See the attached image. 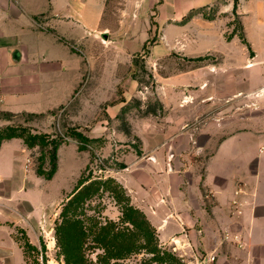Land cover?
<instances>
[{
    "label": "rangeland",
    "instance_id": "obj_1",
    "mask_svg": "<svg viewBox=\"0 0 264 264\" xmlns=\"http://www.w3.org/2000/svg\"><path fill=\"white\" fill-rule=\"evenodd\" d=\"M123 5L124 0H108L105 19L111 28L106 33L110 39V56L113 59L114 52L119 49L125 61L119 65L118 78L113 75L105 78L109 91L104 93L106 102L97 109L104 116L108 105L127 100L114 118H108L110 133L120 132L121 138L113 135L110 141L90 139L83 134V127L73 125L74 121L69 118L71 112H79L78 108L101 95L86 92V87L95 84L100 77L84 75L71 98L46 113L12 114L0 110V134L7 132L8 127H25L32 133H45L60 142L56 149L58 170L46 179L37 169L50 170L51 145L28 147L19 137L2 140L5 145L0 150V220L1 213L11 216L4 223L15 231L26 264H67L63 254L65 233L56 232V229L61 222L63 224L60 212L81 176L87 178L85 183L110 179L114 184H100L82 201L73 216H67L82 220L87 230L103 225H110L114 232L133 229L123 220L122 207L129 204L142 211L137 207L141 202L137 203L116 179L119 177L117 171L140 154L141 141L131 132L133 123L137 127L139 124L149 127L151 123L164 126L169 122H185L193 139L187 155L181 156V167L189 168L195 163L198 173L203 172L208 153L229 129L246 126L264 135V0H238L235 9L232 1L221 0L191 8L183 14L168 12L165 19H157L154 5L146 13H131L132 28L125 21L127 26L118 29L119 19L127 20L130 15L121 14ZM187 37L191 40L189 44L185 43ZM98 38L100 42L106 39L101 34ZM123 38L125 45H119L116 39ZM169 39L171 43H167ZM77 49L84 53L83 48ZM170 81L173 84L168 83ZM169 85L183 91L185 96L178 99L170 90L171 101H180V105L165 109L157 93ZM184 101L193 106L190 119L180 114ZM73 130L88 138L85 149L79 148L81 141L70 133ZM203 132L208 136L213 134L204 149ZM62 144L65 146L59 151ZM74 147L79 151L77 155L72 150ZM259 148L264 149V144ZM129 152L133 153L132 157ZM130 168L127 175L131 171L135 175L138 173L135 164ZM111 186L121 188L122 200H117ZM146 218L161 250L174 255L181 264H203L207 253L189 244L184 230L164 238V233ZM21 224L23 228L19 227ZM161 233L163 239H160ZM93 237V232L85 237L82 255L87 264H103L100 260L104 248ZM134 240L142 243L140 238ZM152 255L145 249L133 250L123 257L109 258L106 264H173L158 262Z\"/></svg>",
    "mask_w": 264,
    "mask_h": 264
},
{
    "label": "crops",
    "instance_id": "obj_2",
    "mask_svg": "<svg viewBox=\"0 0 264 264\" xmlns=\"http://www.w3.org/2000/svg\"><path fill=\"white\" fill-rule=\"evenodd\" d=\"M217 1L221 0H124L121 14L130 15L127 20L119 19L117 28L127 26L125 21L132 28L131 13H146L150 6H156L157 19H165L168 12L183 14ZM107 4L108 0H0V110L46 113L65 104L84 75L100 77L86 92L101 95L78 108L79 112H71L69 118L73 125L83 127V134L90 139L121 138L120 132L110 133L108 118H114L127 100L108 105L104 116L97 110L109 91L105 78H118L119 65L125 61L119 49L113 59L110 56ZM99 34L106 38L104 42ZM116 40L125 45L124 38ZM189 40L187 37L185 43ZM170 90L178 99L185 96L172 85L164 86L157 94L165 109L180 105V101H171ZM184 102L180 114L190 119L193 106ZM142 126H131L141 141L140 154L117 171L116 179L142 203L137 207L164 238L184 230L189 244L215 255L213 264H264V149L259 148L264 135L246 126L229 129L208 153L203 172L198 173L195 163L181 167V156L187 155L193 139L185 122ZM205 133L203 149L213 138ZM73 149L77 155L79 151ZM132 164L138 173L127 175ZM58 167L57 163L56 172ZM1 216L0 264H26L15 231L4 223L11 216ZM19 227L23 228L22 224Z\"/></svg>",
    "mask_w": 264,
    "mask_h": 264
},
{
    "label": "trees",
    "instance_id": "obj_3",
    "mask_svg": "<svg viewBox=\"0 0 264 264\" xmlns=\"http://www.w3.org/2000/svg\"><path fill=\"white\" fill-rule=\"evenodd\" d=\"M237 1L238 0H233L234 9L237 5ZM7 129V132L0 134V143L3 139L19 137L28 147H33L35 145L45 147L48 144L51 145L50 170L45 172L42 168L37 169L38 174H42L46 179H50L56 170V149L60 142L53 138L50 139L45 133H32L25 127H8ZM70 133L74 138L81 141L79 148L85 149L86 144L84 143L88 138L77 130H73ZM86 181L87 178H84L83 176L79 178L78 183L71 194V197L66 201L60 212V214L63 216V224L61 222L59 228L56 229V232L61 230L65 233L63 254L65 255L67 264H87L81 250L85 237L89 232L94 233L93 239L96 241V243L102 245L104 248V255L101 256L100 260L103 264L108 263L109 258L123 257L133 250L140 249H145L152 253L153 258L158 262L181 264L174 255L159 248L154 229L150 225L144 213L137 208L130 206L129 204L122 207L123 220L129 222L133 227L132 230L128 231L123 230L114 232L110 225L99 226L96 230H91V228L87 230L83 225L82 220L67 216L68 214L73 216V213H75L82 201L92 195L93 192H95L98 187H100V184L103 186H105L106 182V184L109 185L110 182L111 184H114L113 180L110 179L107 181L104 180L102 182L89 181L88 183H85ZM111 188L117 195V200H122L124 194L121 192V188L119 186H111ZM135 237L136 239H142V243H136L134 240Z\"/></svg>",
    "mask_w": 264,
    "mask_h": 264
},
{
    "label": "built area",
    "instance_id": "obj_4",
    "mask_svg": "<svg viewBox=\"0 0 264 264\" xmlns=\"http://www.w3.org/2000/svg\"><path fill=\"white\" fill-rule=\"evenodd\" d=\"M174 243H176L175 245H177V242H174ZM214 259H215V255H213V254H206L204 256V258L202 259V263L203 264H213Z\"/></svg>",
    "mask_w": 264,
    "mask_h": 264
}]
</instances>
